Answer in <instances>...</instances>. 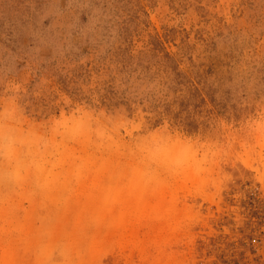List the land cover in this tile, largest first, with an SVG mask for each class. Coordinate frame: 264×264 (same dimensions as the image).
<instances>
[{"label":"rangeland","instance_id":"1","mask_svg":"<svg viewBox=\"0 0 264 264\" xmlns=\"http://www.w3.org/2000/svg\"><path fill=\"white\" fill-rule=\"evenodd\" d=\"M0 264H264V0H0Z\"/></svg>","mask_w":264,"mask_h":264}]
</instances>
